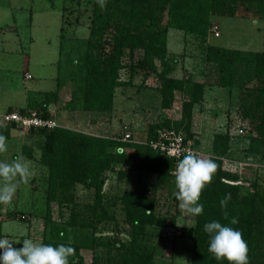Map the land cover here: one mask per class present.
Segmentation results:
<instances>
[{"label":"rangeland","instance_id":"obj_1","mask_svg":"<svg viewBox=\"0 0 264 264\" xmlns=\"http://www.w3.org/2000/svg\"><path fill=\"white\" fill-rule=\"evenodd\" d=\"M92 15L93 3L89 0H0V126H5L3 117L6 115L22 110L39 111L41 104L48 102V116L63 129L119 142L130 134L131 139L126 143L144 145L149 127L156 124L160 116H166L171 122L181 120L182 102L189 100L188 89L181 94L180 102L173 103L170 110H163L158 92L157 74L162 70L158 60L154 63L155 72L140 67L132 72L128 68L120 72V80L128 82L129 86L116 90L111 112L86 114L80 111V93L76 80L68 72L69 59L75 53V58L78 57L79 48H84ZM211 26L208 36L211 45L243 52H264V25L258 19L237 13L233 18L213 17ZM166 46L172 64L167 77L183 81L190 90L196 84L204 87L202 99L193 106L190 128L199 139V156L215 158L214 136L227 133L229 158L223 160V168L237 172L242 179L223 182L250 189L255 171L264 177V149L260 148L261 154L257 157L248 153L251 126L241 118L240 91L217 85L204 51L194 37L169 29ZM141 60V51H136L133 59L126 53L123 64L130 67ZM252 137L259 139L255 133ZM43 140L36 133L15 128L6 139L7 150L0 152V161L9 163L23 157L32 172L27 183L17 176L14 182H18V186L12 202L0 204V233L17 248L22 247L24 239L42 243L55 228L56 231L67 229L69 240L74 241L81 232L77 224L82 217L87 218V209L93 207L94 189L81 184L69 190L66 202L48 203L49 172L40 163ZM248 167L252 171L245 172L243 169ZM176 168L177 165L172 172L174 177ZM126 170L121 165L106 174L102 202L113 219L88 229L95 247L82 251L85 264H110L105 261L109 259L112 264L114 254L123 253L103 248L102 243L116 241L129 246L120 199L124 192L134 189L137 180L147 185L155 213L165 221V227L151 229L156 237L150 241L159 246L156 264H190L193 217L179 208L174 196L176 184L160 187L154 175L138 177ZM119 172H124V178H119ZM47 213L56 226L51 228L46 224Z\"/></svg>","mask_w":264,"mask_h":264},{"label":"trees","instance_id":"obj_2","mask_svg":"<svg viewBox=\"0 0 264 264\" xmlns=\"http://www.w3.org/2000/svg\"><path fill=\"white\" fill-rule=\"evenodd\" d=\"M89 1L93 3L89 37L84 42V48H79L78 57L75 58V53L72 60L69 59L68 71L78 86L81 112H111L116 90L129 86L128 82L120 80V72L126 68L132 72L139 67L155 72V60H158L162 69L157 77L163 110H170L173 103L180 102L181 94L187 89L189 100L181 101L179 122H171L166 116H160L158 122L149 127L144 145L86 136L63 129L57 123L58 127L52 130H27L44 139L40 163L49 172L48 203L61 204L69 200V190L76 184L94 189L95 192L93 207L87 209V218L82 217L80 224H77L81 232L74 241L69 240L65 228L58 231L55 228L42 241L43 244L54 246H73L76 251L69 258V264H85L82 251L95 247L88 229L113 219L102 202V187L107 173L122 165L127 168V173L138 177L154 175L160 187L175 184L172 172L176 162L153 151L149 143L156 139L159 130L166 129L183 133L193 141L194 146L199 147L198 136L192 134L190 128L193 106L202 99L204 87L196 84L190 90L183 81L167 77L172 70L166 46L169 29L181 31L199 42L206 62L211 67L212 77L219 87L237 88L240 91L241 118L251 126L248 153L257 157L261 154L260 148L264 149V52L226 49L208 42L213 17L233 18L237 13H242L243 16L262 21L264 25V0H105L104 7L100 6L99 0ZM136 51L142 52L141 62L130 67L124 66L126 53L129 59H133ZM47 107L48 102H44L39 111L22 110L17 113L28 116L35 113L38 118L54 120L48 116ZM15 128L19 127L14 123L0 126V135L8 139L10 131ZM252 133L259 139L253 138ZM228 143L227 133L214 136L215 158L212 160L218 168L212 182L206 185L200 196L199 202L204 205L203 214L192 218L190 264H228L226 259L217 260L208 251L209 237L204 225L213 220L240 230L248 245L249 264H264V177L255 171V180L248 190L238 184L223 182H238L242 179L237 172L223 168V160L229 158ZM243 170L250 172L252 168ZM119 178H124V172H119ZM226 193H231L232 199L227 208L222 209L220 200ZM120 201L127 227L124 231L130 238L129 246L116 241L101 245L123 252L114 254L112 264H156L159 246L157 242L153 244L150 241L156 237L151 229L165 227V221L157 217L147 185L137 180L134 189L124 192ZM225 211L227 218L224 216ZM49 215L47 213L46 224L52 228L56 225ZM233 217L238 218V224H231ZM105 261L111 264L110 259Z\"/></svg>","mask_w":264,"mask_h":264},{"label":"clouds","instance_id":"obj_3","mask_svg":"<svg viewBox=\"0 0 264 264\" xmlns=\"http://www.w3.org/2000/svg\"><path fill=\"white\" fill-rule=\"evenodd\" d=\"M100 6H105V0H99ZM7 150L6 137L0 135V152ZM218 165L212 159L201 158L194 152H188L179 160L175 172L176 191L174 196L182 212L191 217L203 214L204 205L200 196L206 185L210 184ZM27 183L32 172L29 163L19 157L12 162L0 161V204H10L17 191L16 177ZM232 199L231 193H226L220 200L222 209H226ZM227 212H224L227 218ZM239 223L237 217L231 219V224ZM204 231L209 237L208 251L217 260H227L228 264H249L248 245L240 230L213 220L204 225ZM7 238H0V264H69V258L74 256L73 246L59 244H43L32 239H24L22 247Z\"/></svg>","mask_w":264,"mask_h":264},{"label":"built area","instance_id":"obj_4","mask_svg":"<svg viewBox=\"0 0 264 264\" xmlns=\"http://www.w3.org/2000/svg\"><path fill=\"white\" fill-rule=\"evenodd\" d=\"M215 35L217 36V32H215ZM11 123L17 124L19 128L24 130H29L31 128H45L52 130L58 127L54 120L38 118L35 113L28 116L16 112L3 117L4 125ZM130 139L131 135L126 134L122 141L129 142ZM149 146L153 151L174 160L176 165H178L179 160H181L188 152L199 153L191 139L187 138L183 133L174 130H159L156 139L151 141Z\"/></svg>","mask_w":264,"mask_h":264},{"label":"crops","instance_id":"obj_5","mask_svg":"<svg viewBox=\"0 0 264 264\" xmlns=\"http://www.w3.org/2000/svg\"><path fill=\"white\" fill-rule=\"evenodd\" d=\"M87 114V113H86ZM89 114H91V113H89ZM87 129V128H86Z\"/></svg>","mask_w":264,"mask_h":264}]
</instances>
